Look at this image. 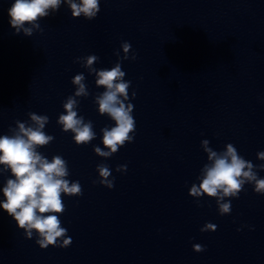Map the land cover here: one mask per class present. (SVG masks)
Instances as JSON below:
<instances>
[{
    "label": "clouds",
    "instance_id": "1",
    "mask_svg": "<svg viewBox=\"0 0 264 264\" xmlns=\"http://www.w3.org/2000/svg\"><path fill=\"white\" fill-rule=\"evenodd\" d=\"M66 4L73 18L83 16L86 20H93L100 12V0H14L8 9L10 26L14 34L23 33L31 37L33 32L41 30L39 20L57 12L61 4ZM131 44L127 41L121 44L123 57L118 56L117 63L110 69L94 67L99 57L88 55L78 57L75 62L81 63L88 73L95 74V84L104 91L94 98L98 105V113L107 115L114 126L104 127L102 144L93 148L94 153L103 158H109L126 143L134 141L136 121L132 115L134 105L129 103L128 89L131 81L124 79L126 73L122 70L121 60H135L136 55L129 57ZM71 83L75 92L63 103L64 113L60 114L57 124L62 131L73 133L76 145H87L96 138L92 121H85L78 115L80 97H88L89 91L85 84L83 73L76 74ZM136 96L132 92V98ZM30 122L17 120L14 128H9L10 135H0V173L10 171L11 176L6 180L2 191L4 199L0 201V208L8 213L24 231L27 239L37 236L35 243L41 249L49 246L67 248L71 245V237H67V229L62 226L60 216L65 211L62 196L74 197L83 194L79 181H70L67 161L61 155H54L51 160L44 156L39 148L49 145L55 137L48 135L44 129L49 123L47 115L28 113ZM210 141H201V147L207 154V163L200 170L197 177L199 184L193 183L189 195L198 199L202 196L216 200L218 213L223 216L231 213V200L238 198L245 184L253 185L257 194L264 195V178L258 176V171L264 170V164L254 165L244 159L233 144L225 145L223 151L213 150ZM257 159L264 161V151L257 152ZM98 180L93 183L112 189L115 177L106 164H98ZM119 173L127 171V165L116 168ZM111 177V179H110ZM217 226L205 223L201 232H214ZM241 229H237L240 231ZM197 253L205 251L204 246L193 244Z\"/></svg>",
    "mask_w": 264,
    "mask_h": 264
}]
</instances>
